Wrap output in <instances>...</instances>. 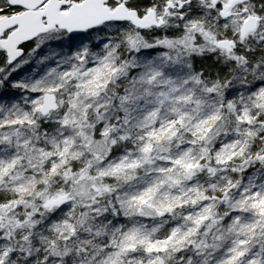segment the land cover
I'll return each mask as SVG.
<instances>
[{
    "label": "snow or ice",
    "instance_id": "obj_1",
    "mask_svg": "<svg viewBox=\"0 0 264 264\" xmlns=\"http://www.w3.org/2000/svg\"><path fill=\"white\" fill-rule=\"evenodd\" d=\"M0 264H264V0H0Z\"/></svg>",
    "mask_w": 264,
    "mask_h": 264
}]
</instances>
